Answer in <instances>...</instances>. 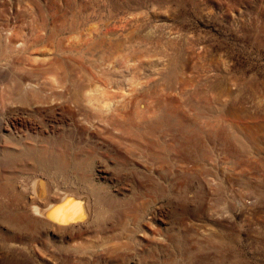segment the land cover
Segmentation results:
<instances>
[{"label":"rangeland","instance_id":"1","mask_svg":"<svg viewBox=\"0 0 264 264\" xmlns=\"http://www.w3.org/2000/svg\"><path fill=\"white\" fill-rule=\"evenodd\" d=\"M0 73V264H264V0H0Z\"/></svg>","mask_w":264,"mask_h":264},{"label":"bare ground","instance_id":"2","mask_svg":"<svg viewBox=\"0 0 264 264\" xmlns=\"http://www.w3.org/2000/svg\"><path fill=\"white\" fill-rule=\"evenodd\" d=\"M7 36V35H6ZM9 36V35H8ZM8 38V37H7ZM9 40V38L7 39V41ZM12 42V41H11ZM22 44V43H21ZM17 45V44H16ZM15 45V46H16ZM23 45L24 44H22V47H23ZM18 46V45H17ZM16 46V47H17ZM20 47H21V45H20ZM17 50H18V47L16 48ZM21 49V48H20ZM1 74V73H0ZM4 76V75H3ZM2 76V77H3ZM22 77V76H21ZM20 77V78H21ZM4 78V77H3ZM6 78V77H5ZM23 78V77H22ZM21 78V79H22ZM20 79V81H22ZM17 82V81H16ZM23 83V82H22ZM18 84H21V83H19L18 82ZM18 84H17V86H18ZM24 85V84H23ZM30 85H32V84H30ZM52 85V84H51ZM60 85V84H59ZM82 85H83V83H82ZM85 85H87V84H85ZM90 85V84H89ZM93 85V84H92ZM92 85H90V86H92ZM25 87H26V85H24ZM34 86V85H33ZM58 86V85H57ZM63 86V85H62ZM95 86H97V85H95ZM94 86V87H95ZM99 86V85H98ZM19 87H21V86H19ZM18 87V88H19ZM27 87H29V86H27ZM54 85H53V90H54ZM60 87V86H59ZM89 87V86H88ZM93 87V86H92ZM99 87H101V86H99ZM15 88H16V85H15ZM29 88H31V87H29ZM35 88V87H34ZM33 87H32V91H33V89H34ZM56 88H58V87H56ZM63 88V87H62ZM65 88V87H64ZM75 88H77L78 89V87H75ZM85 88V87H84ZM104 88V87H103ZM23 89H25L24 87H23ZM83 89V88H82ZM88 89L89 88H87V91H88ZM15 89L13 88V91H14ZM16 90H18L19 91V89H17L16 88ZM31 90V89H30ZM52 90V91H53ZM64 90V89H63ZM68 91H70L69 89H67ZM86 90V89H85ZM89 90H91V89H89ZM92 90H94V92H95V89L94 88H92ZM97 90V89H96ZM21 91V90H20ZM27 91H28V89H27ZM35 91V90H34ZM49 91H51V89L49 90ZM76 91V90H75ZM77 91H79V90H77ZM84 91V90H83ZM102 91V90H101ZM15 92V91H14ZM21 92H23V91H21ZM26 92V91H25ZM65 92H66V90H65ZM64 92V93H65ZM93 92V91H92ZM96 92H98V90L96 91ZM16 93H18V92H16ZM63 93V94H64ZM70 93V92H69ZM79 93V92H78ZM91 93V92H90ZM106 93V92H105ZM27 94V93H26ZM52 94V93H51ZM62 94V93H61ZM66 94V93H65ZM85 94V93H84ZM97 94H99V92L97 93ZM101 94H103L104 95V92H102ZM18 95V96H17ZM16 96L17 97H20L21 95H23V93L22 94H20V96H19V93L17 94ZM24 95H25V93H24ZM88 95V93L86 94V96ZM103 95H101V97L103 96ZM26 96V95H25ZM80 96H81V94H80ZM84 96V95H83ZM93 96V93H92V95H91V97ZM94 96H95V93H94ZM108 97V95H104V97ZM67 96H65V98H66ZM69 97H71V99H72V96H71V94H70V96ZM90 97V96H89ZM100 97V96H99ZM103 97V98H104ZM105 97V98H106ZM110 97V96H109ZM2 98V97H1ZM22 98V97H21ZM92 98H94V97H92ZM95 98H97V97H95ZM26 98H24V100H25ZM81 99V98H80ZM85 99H89L88 97H86ZM99 99V98H98ZM97 99V100H98ZM18 100V99H17ZM16 100V101H17ZM23 100V99H22ZM24 100H23V102H24ZM66 100H68V99H66ZM75 100V99H74ZM91 100H94V99H89L88 101H91ZM99 100H101V99H99ZM103 100V99H102ZM101 100V101H102ZM0 101H3V99L2 100H0ZM6 101V100H5ZM19 101H20V98H19ZM32 101V100H31ZM64 101H65V99H64ZM76 102H78L77 101V98H76V100H75ZM75 101H74V103H75ZM81 101V100H80ZM79 101V102H80ZM84 101V100H83ZM86 101V100H85ZM101 101H100V104L101 105H103V103H101ZM104 101H107L106 99H104ZM18 102V101H17ZM35 102H37V101H35ZM69 102H70V99H69ZM68 102V103H69ZM1 103V102H0ZM18 103H21V101L20 102H18ZM25 103V102H24ZM81 103V102H80ZM89 103V102H88ZM92 103V102H91ZM109 103L111 104V101H109ZM113 103V102H112ZM2 104V103H1ZM35 104V103H34ZM86 104V103H85ZM90 104V103H89ZM94 104V103H93ZM93 104H90L91 106L93 105ZM98 104V103H97ZM97 104H96V106H97ZM104 104H105V102H104ZM3 105V104H2ZM5 105V104H4ZM20 105H22V104H20ZM76 105V104H75ZM78 105H80V104H78ZM83 105V104H82ZM82 105H80V106H82ZM101 105H98V106H101ZM106 105H107V103H106ZM1 106V105H0ZM96 106H95V108H96ZM98 106H97V108H98ZM104 106V105H103ZM109 106H111V105H109ZM88 107V106H87ZM113 107H115L114 105H113ZM17 108H18V106H17ZM78 108H79V106H78ZM93 108H94V106H93ZM102 108V107H101ZM100 108V109H101ZM106 108V107H105ZM104 107H103V109H105ZM109 108V107H108ZM112 108V107H111ZM85 109V108H84ZM110 109V108H109ZM3 110V109H2ZM5 110V109H4ZM19 110V109H18ZM97 110V109H96ZM113 111L115 110V109H112ZM25 111V110H24ZM94 111V110H93ZM100 111V110H99ZM101 111H103V110H101ZM100 111V112H101ZM3 112V111H2ZM99 112V113H100ZM103 112H105V111H103ZM102 112V113H103ZM98 113V114H99ZM112 113V112H111ZM2 114V113H1ZM0 114V115H1ZM108 114V113H107ZM1 117H2V115H1ZM14 117V116H13ZM3 118V117H2ZM6 118V117H5ZM7 118H8V115H7ZM11 118V117H10ZM15 118V117H14ZM17 119V118H16ZM7 120V119H6ZM4 122L2 121V120H0V133H2L3 134V131H2V129H3V124ZM7 125V124H6ZM16 128V127H15ZM21 128H23V127H21ZM12 130V129H11ZM17 130V129H16ZM27 130V129H26ZM25 130V131H26ZM13 133H15L14 131H12ZM19 133V132H18ZM6 134V133H5ZM19 134H21V133H19ZM27 134H29V132L27 133ZM7 135V134H6ZM5 135V136H6ZM15 135V134H14ZM31 135V134H30ZM9 136H11V135H9ZM21 136V135H20ZM0 137H3V136H0ZM7 137V136H6ZM6 137H4L5 139H6ZM16 135H15V138H13V144H14V142H15V144H17V145H15L14 146V150L12 151V152H17L18 153V151H22L21 149H22V146H20L21 145V142L20 141H14V139H16ZM32 137V136H31ZM8 138H10V137H8ZM18 138V137H17ZM21 138V137H20ZM27 138H28V136H27ZM19 139V138H18ZM22 139V138H21ZM23 139H24V137H23ZM1 140V139H0ZM30 140V139H29ZM9 140H7V142H8ZM11 142H12V140H10ZM9 141V143H11ZM64 141H66L67 142V140H64ZM6 142V143H7ZM63 142V141H62ZM5 143V142H4ZM5 143V144H6ZM8 143V144H9ZM26 143V142H25ZM2 144V143H1ZM12 145V144H11ZM28 145H32V143L31 144H28ZM7 146V145H6ZM25 146V149H26V145H24ZM40 146V145H39ZM29 147V146H28ZM33 147H35V146H33ZM41 148H43V147H41ZM4 149V148H3ZM10 150H11V148H9ZM31 149V148H30ZM2 149H0V151H1ZM39 150H41V149H39ZM28 151V150H27ZM34 151V150H33ZM10 152V151H9ZM11 152V153H12ZM15 152V153H16ZM22 152H24V151H22ZM30 152V151H29ZM44 153H45V150L43 151ZM1 153V152H0ZM39 153V152H38ZM4 154V153H3ZM25 154V153H24ZM29 154V153H28ZM8 155H9V153H8ZM7 155V156H8ZM12 155V154H11ZM26 155V154H25ZM12 156H14V155H12ZM11 156V157H12ZM4 156H2L1 158H3ZM19 157H20V154H19ZM22 157V156H21ZM12 159V158H11ZM15 159V158H14ZM14 159H12V161L14 160ZM17 159H18V157H17ZM63 159H65V157L63 158ZM2 159H0V161H1ZM6 160V159H5ZM9 160H10V157H9ZM20 160H21V158H20ZM19 160V161H20ZM68 160V159H67ZM7 161V160H6ZM5 161V162H6ZM15 161V160H14ZM2 162H3V160H2ZM67 162V161H66ZM7 163V162H6ZM17 163V162H16ZM68 163V162H67ZM66 163V164H67ZM11 164H13L14 165V163H11ZM65 166H67V165H65ZM14 171H15V169H13ZM16 173V172H15ZM18 173V172H17ZM39 175V174H38ZM41 175L42 174H40L39 176H36V178H35V180L32 182V179H31V182L32 183H30V187H31V189H32V191H33V193L37 196L36 198H37V203L36 204H38L39 202V200L40 201H45V205H44V207H39V205H36V204H33V205H31V204H29V205H31V209H32V212L33 213H36L37 214V216H39V217H42L43 219H44V223H46L47 222V224L49 225V224H51V225H53V224H58L57 226L60 228L61 227V229L63 228H66V227H69V228H73V229H75L76 227L75 226H80V224L82 223L83 224V222H79V223H77L76 222V220H77V218H79V219H81L82 217H83V219H84V222L85 221H89L90 219H92L93 220V218H96L97 219V217H98V215H99V212H98V210H97V208H100V207H97L96 206V204L98 203V202H100V201H96V203L94 204V203H89L88 205H87V203H85V199H82V195H83V192H81L82 193V195L80 196L79 195V193H77V190L79 189L78 187V189L76 190V192L74 191L75 189H76V187H75V189L73 190L72 189V191L71 190H64L63 192H61V194H60V196H59V194H56L59 198H58V200L57 199H52V195L51 194H54L56 191H55V189H54V185L52 184V183H50V181L48 182V180H47V182L45 181V180H42L40 177H41ZM46 175V174H45ZM16 176H18V175H16ZM20 177V176H19ZM27 177H29V176H27ZM31 177V176H30ZM34 177V176H33ZM23 178H25L26 179V177H23ZM20 179H22V178H20ZM48 179H51V178H48ZM28 179H26V181H27ZM21 181V180H20ZM24 181V180H23ZM30 181V180H29ZM28 181V182H29ZM27 182V183H28ZM25 183V182H24ZM56 184V183H55ZM59 184V183H58ZM2 185V184H1ZM3 185H5V184H3ZM23 185V184H22ZM53 185V186H52ZM59 186H60V184H59ZM58 186V187H59ZM1 187H5V186H1ZM1 187H0V190H1ZM7 187V186H6ZM5 187V188H6ZM15 188L17 187L16 185L14 186ZM24 187V186H23ZM29 188V187H28ZM61 188V187H60ZM58 189V190H61V189ZM71 188V187H70ZM8 189V188H7ZM17 189V188H16ZM24 189V188H23ZM22 190V189H21ZM25 190V189H24ZM28 190V189H27ZM2 191V190H1ZM6 191V190H5ZM23 191V190H22ZM31 191V190H30ZM55 191V192H54ZM79 191V190H78ZM92 191H93V189H92ZM54 192V193H53ZM80 192V191H79ZM97 192V191H96ZM95 192V193H96ZM1 193V192H0ZM6 193H7V191H6ZM57 193H59V191L57 192ZM98 194H100V193H98ZM5 196H6V194H4ZM88 195V194H87ZM96 195V194H95ZM95 195H93V197H95ZM54 196V195H53ZM90 196V195H89ZM88 196V197H89ZM35 197V196H34ZM99 198H100V196H99ZM99 198H97V199H99ZM89 199H90V197H89ZM88 199V200H89ZM96 199V198H95ZM102 199V201H103V198H101ZM35 200V199H34ZM92 200V199H91ZM56 201V202H55ZM90 201V200H89ZM0 202H1V200H0ZM80 202H81V204H80ZM83 202V203H82ZM93 202H94V200H93ZM32 203V202H31ZM34 203V202H33ZM2 204V203H1ZM14 205V204H13ZM99 206H100V204H99ZM101 206H102V204H101ZM103 206H104V204H103ZM0 207H1V205H0ZM2 209V208H1ZM101 209H102V207H101ZM30 211V210H29ZM102 211H100V214L102 215L103 213H101ZM105 214V213H104ZM34 215V214H33ZM32 215V216H33ZM104 216V215H103ZM34 217V216H33ZM102 217V216H101ZM101 217H99V218H101ZM38 218V217H37ZM42 218H40V219H42ZM76 218V219H75ZM103 218V217H102ZM73 219H75V220H73ZM91 220V221H92ZM98 220H100V219H98ZM97 220V221H98ZM96 221V220H95ZM93 223V222H92ZM99 223V222H98ZM89 224V223H88ZM60 225H62V226H60ZM78 226V227H79ZM84 226V225H83ZM80 227H82V226H80Z\"/></svg>","mask_w":264,"mask_h":264},{"label":"water","instance_id":"3","mask_svg":"<svg viewBox=\"0 0 264 264\" xmlns=\"http://www.w3.org/2000/svg\"><path fill=\"white\" fill-rule=\"evenodd\" d=\"M76 219V218H75ZM74 220V219H73Z\"/></svg>","mask_w":264,"mask_h":264}]
</instances>
